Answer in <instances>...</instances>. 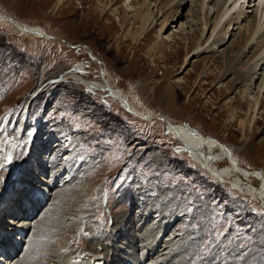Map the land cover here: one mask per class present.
<instances>
[{
  "label": "rangeland",
  "instance_id": "374dc122",
  "mask_svg": "<svg viewBox=\"0 0 264 264\" xmlns=\"http://www.w3.org/2000/svg\"><path fill=\"white\" fill-rule=\"evenodd\" d=\"M98 1L0 0L7 15L63 40L26 35L10 22L0 21V141L5 134L14 137L12 145L0 143V163L7 152L12 154V162L0 168V184L6 190L0 194V202L5 193L14 196L13 211L7 208L0 220L3 226H10L9 212H14V218L29 223L18 252L8 264L18 263L24 256V263L32 260L41 264H63L68 259L83 262L99 256L111 260L114 249L127 260L119 264H135L137 260L143 264L144 252H148L145 262L151 258L159 264L181 260H186L185 264H264L263 197L257 199L226 184L227 180L244 181L239 172L231 171L226 158L214 162L213 167L228 171L227 180L211 175L171 134L166 121L152 117L145 121L129 113L106 85L124 92L133 106L225 145L241 171L251 173L245 184L252 183L260 191L264 183V97L258 89L264 63L252 81L245 75V64L258 45L232 65L235 52L223 60L218 52L206 51L190 54L183 67L185 47L192 46L202 33L198 0H184L175 9L172 17L176 23L163 34L170 39L150 54L147 51L168 13L158 15L157 25L147 28L139 38L134 16L140 14L142 0ZM149 1L154 8L168 0L157 4ZM217 3L212 0L208 6L217 11ZM182 25L187 26L185 32ZM237 28L228 43L219 47L221 51L229 49L234 34L239 37ZM209 36L210 32L203 34L200 41ZM82 46L88 47L98 62ZM237 47L234 44L232 49L237 51ZM80 65L81 77L102 81L106 90L70 80L48 85V80ZM225 67L233 71L220 79ZM246 81L247 97L242 101L240 93ZM41 86L42 92L30 100ZM257 96L263 100L255 108ZM25 114L28 123L18 133ZM254 115L259 119L255 124ZM55 143L63 144L60 153L73 144L78 150L72 160L73 179L66 178V170L59 171L60 179L54 185L53 174L61 165V159L50 162ZM34 161L45 170L30 172L33 176L28 177ZM252 172L261 173L263 178ZM24 181L45 189L46 198L27 188ZM181 204H185L187 214L178 218L174 227L161 231ZM33 237L39 239L35 240L40 256L27 258L25 252ZM158 237L154 253L152 243ZM175 245L177 249H172Z\"/></svg>",
  "mask_w": 264,
  "mask_h": 264
},
{
  "label": "bare ground",
  "instance_id": "6f19581e",
  "mask_svg": "<svg viewBox=\"0 0 264 264\" xmlns=\"http://www.w3.org/2000/svg\"><path fill=\"white\" fill-rule=\"evenodd\" d=\"M59 1H62V0H59ZM104 1L105 0H99L98 2L103 4ZM112 1L113 0H106V2H108V4H110V3L112 4ZM183 1L184 0H168L167 2H165V4L163 6H161V2L158 5L157 3L159 2V0H156L157 5H155L154 8H152L151 1H149V0H142L141 3H139L140 8L138 11H140V14L139 15L134 14L135 15L134 16L135 17V23L139 24L138 29H137L138 31L136 33V35H138V37L142 36L145 33V31L147 30V28L152 29L153 27H155L154 26L155 23L157 25L158 21L156 19H157L158 15L161 14V17H163L165 14L168 13L165 17H163V23H162V26L159 30V34L157 35V39L153 43V46L151 45L152 47L147 51L148 52L147 54H150L151 50L153 48H155V46H157V45L163 46L166 43L165 40H168V38L170 39V36H168V38H165L163 36V34L167 31V29H169L171 27L172 24L176 23V20L174 21L175 16L172 17V14L175 13V9ZM198 1H199L198 7L200 10V14H201L200 18L202 21L201 37L203 36V34L205 35L207 32H210V36L207 37L204 41H200L201 40V37H200L199 39H197L196 42L192 43V46L189 45V46L185 47L184 53L186 52V55L184 57V60H182L183 61L182 66L185 67V64L187 63V57L190 54H192V56H195L197 54H200V53L206 52V51H213V53L218 52L220 54L219 56L223 60L227 59V57H229L231 55V53L235 52L236 56H234V57H236V58L234 60H232V62L230 63L232 65L233 63H237L240 60V57L245 56V53L248 52L254 45H258L259 48L254 52V54L249 58V60L245 64V67H246L245 68V75H246V77L247 76L249 77L248 81H252V78L255 76L257 69L260 68L261 64L263 65V63H264V4L261 3V0H218V3L216 4L218 6V9H217V11H213L212 9L209 8L210 6H208V3H210L212 0H198ZM128 6H127V8H131ZM158 6H160V8ZM155 8L156 9L158 8L157 11L155 10ZM155 11L157 12L156 16H154ZM204 15H205V17H204ZM0 21L10 22V24H12V26L14 28L20 30L21 32H23L26 35H31V36L36 37V38H43L45 40L57 39L56 37L49 35L44 29H42L40 27L26 26V24L21 22L20 20L12 18L11 16L4 13V11H2L1 8H0ZM242 24H244L243 28L245 29L243 32H242V27H241ZM236 26H238L237 30L240 31L239 32L240 35H239V37H237V39H236V36L234 34L235 40H237L236 43L234 40L232 45L229 47L228 50L225 49V50L221 51V49H219V47L224 46V45H226V43H228L227 41H228V39H230V37L233 36L232 31L235 30ZM186 27L187 26L182 25L181 28H182L183 32H185ZM136 35L134 37H136ZM210 38H213V39H210ZM58 39L60 41H63L60 38H58ZM234 44L236 46L238 45L237 51H235V49H232L234 47ZM81 48L83 51L89 50L88 47H86V46H82ZM88 53L92 56V59L97 61L98 58L95 57L93 52L88 51ZM174 54L175 53H173V55ZM80 67H81V65L76 67V69H74L70 72H67L64 75L60 76V78H58L57 81H53V82L54 83H60V82H67L69 80L75 81V82L77 81L79 83L87 84L86 86H90V87H93V88L98 89V90H101V89L106 90V87L104 86V83H102V81H87L83 77H81L79 72H78V69H80ZM225 69L226 70H225L224 74L218 75V76L221 75L220 79L225 78L227 74H229L231 71H233L232 67H230V68L225 67ZM52 83H49L48 85H51ZM177 83H180V82H177ZM106 85H108V88L111 90L112 95L114 97L118 98V100L121 102L122 106L129 113L134 114L136 117H139L145 121H147L151 117L152 118H162L164 121H166V123L168 125V130L171 132V134L176 139L181 141L189 149L190 153L193 156V159L197 163L203 165V168H205L207 171H209V173H212L213 176L215 175L216 177L219 176V177H222L223 179H226V174H228V171L223 170V169L214 168L213 163L217 162V161L224 160L225 158L228 159L232 165V168H233V169H231V171L234 170L235 172H239L241 174L240 176L242 177V179H244V181L242 180V181L231 182V185H234V188L239 190L240 192L247 191V192H249V194L253 195V197H255V198L257 197V199H260L261 197H263V199H264V183L261 182V188H259L260 191L258 190V188H256V186L252 185V183H250L251 185L250 184L246 185L245 182L247 183V181L249 179H251V176H252V175H250L251 173L241 171V169L238 165L237 158L233 155V153L225 145L221 144L220 142H218L215 139H212V138L207 139L205 136L201 135L199 132H196L194 129L187 128L184 125H175V124L169 123L171 121H169L168 118H166L165 116L159 117L154 113H150V111H148L147 109H145L143 107L133 106L130 103L127 95L124 94V92H121L120 90L115 89L114 87H112V85L110 83H108V84L106 83ZM169 87H171V86H169ZM243 87L244 88H243V90H241V93H240V95H241L240 98L242 101L245 100V98L247 97L246 96V89L248 87L247 81H246V85H244ZM258 90H259L258 94L260 95L262 93L263 97H264V77L262 79V83L260 84V87ZM107 92H109V91H107ZM263 97H261V96L254 97L255 108H257V106L260 105V103L263 100ZM233 111L236 112L237 109H233ZM252 118H253L254 124H255V122L257 123L259 121V119H258V117H256V115H254ZM27 119H28V114L27 115L25 114V117L23 118L22 123H21L22 125L19 126L18 133L21 132L23 125L25 127L26 123H28ZM240 123L243 124V120H241ZM250 126H251V124H250ZM62 146H63V144H56L55 143L53 145L52 151L50 150L53 154L55 153V156L53 158H51L50 162L52 164H55V162H58V160L61 159L60 164L62 165V166L59 165V167H60L59 170L57 171V173L55 175L53 174V178H55V179H52L53 180L52 183L54 185H55V182L59 181V179H60L59 178L60 175H58L59 171L61 173V171L66 170L65 171L67 174L66 178H70L71 180L73 179L72 177H70L71 171L73 170L72 169L73 168L72 167V160L74 158V155L77 153L78 148H77L76 144H73V145H71L70 150H67V151L64 150L65 152L60 153L62 151ZM42 147H43V149L46 148V146H42ZM48 147H50V145ZM217 149L219 150L218 151L219 153L215 154V151ZM29 162H30V160H29ZM27 164H30V163H25V165H27ZM36 164H37V162H35V161L32 163L33 167L31 166L30 171L26 173L28 177L33 176L30 172H34V173H38V171L44 172L45 167H42V164H37V165ZM29 167H30V165H29ZM252 173L254 175H256L258 178H263V175H261V173H259V172H252ZM65 180L66 179H62L61 182H64ZM24 182H26L25 184H27V188L33 189L35 191L34 193L39 194V197H43L44 199L46 198L45 196H46L47 192H44L45 189L42 190L38 186H32L31 185L32 183L29 181H24ZM53 184H52V187H53ZM5 191L6 190H3V186H1V184H0V194H3ZM13 197L14 196L11 195V192L4 194V198H3L4 200L2 199L3 201L0 202V219H2L1 216H3V217L5 216L8 209L13 211V206H14V204H13L14 202H12ZM21 199L23 201H25L24 197ZM263 199L262 200L260 199L262 203H264ZM36 200H37V197H36ZM39 202H40V200H37V204L41 206V203H39ZM26 203H29V205H30L29 201H26ZM38 205L35 208L36 210L39 207ZM23 206H24V204H23ZM153 208L151 209V211H153L155 209V208L154 209ZM20 210L21 209H19V213L22 214L23 217H25V216L28 217V215L26 214L27 208H26L25 213H23V211L20 212ZM28 211H30V210H28ZM165 213L163 212L164 216H165ZM14 214H15L14 212H11V213L9 212V215L11 217L8 219L7 224L8 225L10 224V226H7V225L3 226L2 221L0 220V264H8L9 259L12 256H14V252H18L17 250H18L19 246L21 245V242L23 241V239H21V237L24 234L25 230L29 228L28 227L29 223L27 225L26 221H23L22 219L17 220L18 217L14 218L13 217ZM24 214H25V216H24ZM186 214L187 213H186V209H185V204H181L178 207H176L173 210V212L170 214V217L168 218L169 221H167V223H165L164 228H162L161 231L164 229H168L172 225L174 227V224L177 222V219L183 218ZM16 215L18 216V214H16ZM122 224L118 225L119 227H117V229H120L123 226ZM9 228H12L15 231H12V230L8 231L7 229H9ZM161 231L159 233H161ZM121 232L122 231L119 232V235H122ZM5 233H6V235H5ZM126 234H127V231L125 230V235ZM13 235H16V236H13ZM36 238H37V240H39L38 237H35V238L33 237L31 242L28 244V248L25 252V254L27 253V255H26L27 258H29V257L34 258V256H38V255L40 256L41 251H40L39 247L37 246L38 243L35 240ZM150 238H152V237H150ZM154 238H156V236ZM158 240H159V237L157 239H155V242L152 243V247H153L152 252H154V249H156V247H158ZM6 241L8 242V244H6ZM177 247L178 246L175 245L172 249H177ZM115 248H118V247L115 246ZM114 250L116 253L114 256L115 258L114 257H113V259L110 258L111 260H107V259H104L103 257L99 256L98 258L91 259L90 261L83 260V262H78L79 261L78 259H77L78 261L75 259L74 260L68 259L63 264H119L122 261H127V260L122 259L120 257V255H118L117 249H114ZM167 253H169V252H167ZM147 254H148V252L143 253L144 259L147 257ZM192 256H193V254H191V258H192ZM148 257H149V255H148ZM24 258H25V256L23 257L22 261L15 263V264H41L38 262L33 263V262H31L32 260L26 261L24 263ZM144 259H142V262H141L143 264H159L158 260H156V259L149 258L150 260H148L146 262L144 261ZM131 261H133V260H131ZM140 261H141V259H140ZM184 262H186V260H184ZM184 262H183V260L174 261V262L172 261L170 264H185ZM132 264H134V263H132ZM135 264H138V260L136 261Z\"/></svg>",
  "mask_w": 264,
  "mask_h": 264
},
{
  "label": "snow or ice",
  "instance_id": "6c2138e0",
  "mask_svg": "<svg viewBox=\"0 0 264 264\" xmlns=\"http://www.w3.org/2000/svg\"><path fill=\"white\" fill-rule=\"evenodd\" d=\"M261 3L264 4V0H261ZM13 140L14 137H9L5 134L3 141H0V143L5 145H12ZM11 162H12V154L11 152H7L3 157V162L0 163V168H4L5 164H10ZM62 251H66V250H62Z\"/></svg>",
  "mask_w": 264,
  "mask_h": 264
}]
</instances>
